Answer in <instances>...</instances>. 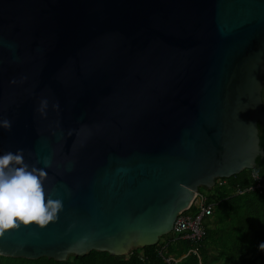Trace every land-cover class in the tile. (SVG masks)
Here are the masks:
<instances>
[{
  "label": "water",
  "instance_id": "obj_1",
  "mask_svg": "<svg viewBox=\"0 0 264 264\" xmlns=\"http://www.w3.org/2000/svg\"><path fill=\"white\" fill-rule=\"evenodd\" d=\"M263 88L264 0H0V155L22 149L63 202L0 256L127 257L173 236L200 188L264 156Z\"/></svg>",
  "mask_w": 264,
  "mask_h": 264
},
{
  "label": "trees",
  "instance_id": "obj_2",
  "mask_svg": "<svg viewBox=\"0 0 264 264\" xmlns=\"http://www.w3.org/2000/svg\"><path fill=\"white\" fill-rule=\"evenodd\" d=\"M261 98L264 105V88ZM260 148L264 152V126ZM211 191L214 194L205 199V204L211 206L212 213L202 219L199 242L171 236L134 250L127 257L97 251L70 256L62 262L46 257L28 260L0 256V264H264V251L259 248L264 243V156L259 157L254 169L217 180ZM198 212L194 201L183 215Z\"/></svg>",
  "mask_w": 264,
  "mask_h": 264
},
{
  "label": "clouds",
  "instance_id": "obj_3",
  "mask_svg": "<svg viewBox=\"0 0 264 264\" xmlns=\"http://www.w3.org/2000/svg\"><path fill=\"white\" fill-rule=\"evenodd\" d=\"M46 107L47 100H42L39 110L43 113ZM0 128L11 131L12 122L0 120ZM43 163L50 167L48 158ZM46 175L42 169L29 168L22 149L0 155V237L21 226L36 225L45 229L58 220L63 202L51 197L46 199L43 188ZM259 248L264 251V243Z\"/></svg>",
  "mask_w": 264,
  "mask_h": 264
},
{
  "label": "built area",
  "instance_id": "obj_4",
  "mask_svg": "<svg viewBox=\"0 0 264 264\" xmlns=\"http://www.w3.org/2000/svg\"><path fill=\"white\" fill-rule=\"evenodd\" d=\"M257 187H260V185H257ZM250 190H253V187H251ZM194 201L198 202L197 207L199 212L194 216L183 215L185 211L179 214L174 222L172 235L174 237L181 236L182 238L196 243L200 241L203 235L201 226L202 219L204 216L211 215L212 210L211 206H206L205 199L200 194L196 195Z\"/></svg>",
  "mask_w": 264,
  "mask_h": 264
},
{
  "label": "rangeland",
  "instance_id": "obj_5",
  "mask_svg": "<svg viewBox=\"0 0 264 264\" xmlns=\"http://www.w3.org/2000/svg\"><path fill=\"white\" fill-rule=\"evenodd\" d=\"M200 189H202V191H201L202 195L201 196H203L204 199H207L214 194V191L206 190L204 188H200ZM197 204H198V202H197Z\"/></svg>",
  "mask_w": 264,
  "mask_h": 264
}]
</instances>
